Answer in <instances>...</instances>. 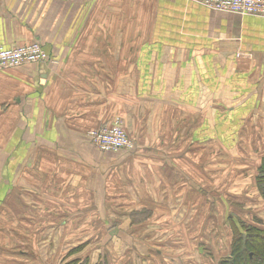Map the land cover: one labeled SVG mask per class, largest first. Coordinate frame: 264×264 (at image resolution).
Here are the masks:
<instances>
[{"label": "crops", "instance_id": "1", "mask_svg": "<svg viewBox=\"0 0 264 264\" xmlns=\"http://www.w3.org/2000/svg\"><path fill=\"white\" fill-rule=\"evenodd\" d=\"M32 43L48 63L0 71V112L30 124L0 153V264H119L122 245L137 252L130 214L150 216L141 264H220L225 217L264 230V18L200 0H0V46ZM117 119L144 157L87 137Z\"/></svg>", "mask_w": 264, "mask_h": 264}, {"label": "built area", "instance_id": "2", "mask_svg": "<svg viewBox=\"0 0 264 264\" xmlns=\"http://www.w3.org/2000/svg\"><path fill=\"white\" fill-rule=\"evenodd\" d=\"M200 4L215 12L264 18V0H200ZM49 60V56L37 43L10 49L0 46V71L44 64ZM88 137L102 152L134 150L133 141L119 120L89 132Z\"/></svg>", "mask_w": 264, "mask_h": 264}, {"label": "rangeland", "instance_id": "3", "mask_svg": "<svg viewBox=\"0 0 264 264\" xmlns=\"http://www.w3.org/2000/svg\"><path fill=\"white\" fill-rule=\"evenodd\" d=\"M13 104H15L14 102H12ZM4 109V108H3ZM17 110V109H16ZM16 110H12V111H10V112H6L7 110L6 109H4V112L3 113H1L0 112V153L2 152V150L4 149V148H7V144H12L13 143V141H16V140H18L19 138H20V134H18L19 133V130L20 129H25L26 130V128H28L29 127V119L27 118V116H22L18 111H16ZM117 120H119L121 123H122V125L124 126V128H126V125H125V122H123V121H121L120 119H117ZM104 125H107V124H103V125H101V126H104ZM108 125H110V124H108ZM100 126V127H101ZM99 127V128H100ZM98 129V128H97ZM126 130V129H125ZM93 131V130H92ZM91 132V131H90ZM126 133H127V131H126ZM88 135H89V132H88V134H87V137H88ZM131 137L133 138V144H134V151H133V155L131 154V153H127V152H125V153H127V154H131V156H133L132 158L133 159H137L138 157H144V156H142L141 154H143V152H136V149H137V147H138V144H137V136H132L131 135ZM3 146H4V148H3ZM120 152H123V154H124V151H120ZM119 152V153H120ZM217 152V150L215 151V153ZM123 154H119L120 156H123ZM224 154H225V159H222L224 162H226L225 160H227V161H237L236 160V158H232L233 156H232V154L231 153H226V152H224ZM216 170H218L217 171V173L216 174H220V175H222V173L224 174V178H225V181H224V184L226 183L228 186H229V188H227L231 193H229L230 195H233L234 194V196L236 195V193H234V192H236V190H238V188L237 187H235L237 184H236V181L234 180V177L231 175L234 171H236L235 169H234V167H230V169L228 170V168H226V170H228V172L229 173H231V174H227V171L225 172V168H221V167H219V168H217ZM52 173H50V175H51ZM49 175V177H48V179L51 177ZM235 181V182H234ZM46 182H47V180L46 181H44L43 183H42V185H43V187H44V189H45V187H46ZM253 185H254V188L256 187V185H255V183H253ZM43 189V190H44ZM248 189H250L251 190V188H249L248 187ZM215 202H216V200H215ZM230 202H234L233 204H236L237 203V200L236 199H230ZM172 205H175V207L177 206V204H178V201L177 200H175V202L174 203H171ZM234 206H236V205H234ZM233 206V207H234ZM171 208H172V206H171ZM215 209H218L220 212L222 211V208H220L219 206H217ZM236 209V208H235ZM232 210V209H231ZM216 212H217V210H216ZM220 212H218V214H216L215 213V216H214V220H213V223H215V221H216V217L217 216H221L222 214H220ZM222 213V212H221ZM231 214H233V211H231L230 212ZM229 216V215H228ZM126 217V216H125ZM123 215L122 216H118V218H121V219H123V218H125ZM148 217H150V216H146L145 214H134V215H129L128 217H126V219H127V221H131V223L133 222V224H134V228H133V231H134V236L132 237V235L130 236L134 241H135V244H134V251H137V252H134L133 253V255H132V257H130L129 258V256L127 257V260L125 261L124 259H123V257H126L129 253H130V251H131V249H132V247L131 246H129V245H122V247H121V249H120V254L122 255V258H120L119 260H118V262H119V264H129V263H131L132 261H134L135 262V264H141V258L143 257V256H145V258H147V255L144 253V249H145V247H143V244H139L138 243V241L140 240V239H142L143 237H142V235L144 236H146V231L145 230H142V228H140L141 226H138V225H142L141 223H144L145 222V220L148 218ZM184 217V216H183ZM258 220V219H257ZM226 222L229 224V228H230V235H228V240L230 239V241H228V244H231L232 243V241H233V239L235 238V236H234V234L237 232V231H234L232 228H235V229H238V227H234L235 225H234V222H233V220H231L229 217H225L224 218V223H222L221 224V227H222V229L224 230L225 229V227H226ZM235 222H236V220H235ZM239 222H242V221H237V224H239ZM118 222H112V224H117ZM221 223V222H220ZM117 226V225H116ZM144 227H146V226H144ZM241 227H239V229H240ZM131 232V234H132V231H130ZM104 234H105V232H102V238H103V236H104ZM102 240V239H101ZM95 243H96V241H94ZM94 242H92V243H94ZM226 243H227V240H226ZM224 245H226V244H224ZM232 245V244H231ZM219 247H220V245H219ZM97 248L98 247H92V252H96V250H97ZM220 249V248H219ZM151 255H155V253L154 252H152V253H150ZM228 254V253H227ZM119 256H117L116 257V259L115 260H117V258H118ZM218 257H220V255L218 256ZM154 258V257H153ZM221 258H223V256L221 257ZM115 260H112V263L115 261ZM136 262H139V263H136Z\"/></svg>", "mask_w": 264, "mask_h": 264}, {"label": "trees", "instance_id": "4", "mask_svg": "<svg viewBox=\"0 0 264 264\" xmlns=\"http://www.w3.org/2000/svg\"><path fill=\"white\" fill-rule=\"evenodd\" d=\"M258 187L264 198V164L260 169ZM239 225L238 229L233 228L237 232L232 241L231 254L220 264H264V230L241 222Z\"/></svg>", "mask_w": 264, "mask_h": 264}]
</instances>
